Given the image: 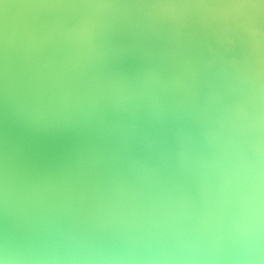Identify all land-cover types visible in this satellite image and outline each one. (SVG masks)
Returning <instances> with one entry per match:
<instances>
[{
    "label": "water",
    "instance_id": "95a60500",
    "mask_svg": "<svg viewBox=\"0 0 264 264\" xmlns=\"http://www.w3.org/2000/svg\"><path fill=\"white\" fill-rule=\"evenodd\" d=\"M174 1L0 0V264H220L228 255L212 214L231 210L241 228L235 201H249L256 181L218 197L234 169L214 160L234 150L207 133L239 99H210L213 80L195 97L189 86L222 76L232 59L215 61L225 51L210 46L216 33L186 30L194 17ZM203 1L215 16L196 27L234 23L214 21L237 0ZM237 77L226 80L230 92ZM240 249L232 264L244 262Z\"/></svg>",
    "mask_w": 264,
    "mask_h": 264
},
{
    "label": "bare ground",
    "instance_id": "6f19581e",
    "mask_svg": "<svg viewBox=\"0 0 264 264\" xmlns=\"http://www.w3.org/2000/svg\"><path fill=\"white\" fill-rule=\"evenodd\" d=\"M206 3L203 0L174 1L177 9H184L188 13V17H194L193 22L186 26V30L195 27L196 33L203 30H207L210 34L216 33L215 36L212 35L215 42L210 46L218 45L225 51L223 50L222 53L218 51L215 61L224 62L226 59H232V63H229L227 69L222 70V76L214 74L207 77L204 80L207 83L204 85L198 84V81H192V85L189 86V88L191 87L189 96L195 97L208 90L211 86L210 81L213 80L216 81L219 90L210 96V99L220 100V98L231 99L232 97H234V101L239 99L234 103V109L228 115H224L220 122L208 127L207 134L213 141L222 139L223 136L227 137L232 141L228 146L229 151L234 150L231 159L224 158L221 153L214 160L217 168L221 171L226 172L229 164L233 165L234 169L233 174L220 179L217 190L218 197L222 198L224 194H227L225 199L234 197L233 190L240 187L247 189L252 178L256 181L255 191L249 201L244 198L235 201L234 215H238L241 207H245L241 228L233 229L234 219L230 216L233 214L231 210L223 207L225 215L212 214L213 220L216 222H211L221 228L220 237L225 241L222 244L225 247L223 254H228L219 262L220 264L235 263L237 249L240 246L244 262L238 260V264H264V0H237L234 3V8L222 10L225 14L219 18L215 17L214 22L234 19V23L230 27H196L199 22L206 24L207 20H211L215 16H207L211 14L212 9L208 11L205 8ZM245 13L249 16L248 18L244 17L246 21L242 19ZM211 37H207V39ZM177 41L180 39H176ZM231 45L234 50H230ZM175 64L176 62L173 61L168 63L169 66ZM186 65L187 63L183 64L182 69ZM239 73L241 77H237L234 82V92H230L232 89L226 80ZM142 78L146 84L151 82L144 76ZM164 80L163 78L162 81H157L161 83V88L157 91L160 94H164L169 87ZM112 87L113 85L110 86V88ZM165 100L167 105L173 104L172 99L165 98ZM123 101L119 103H124ZM188 104L190 105L191 102ZM188 114H193V111L189 110ZM171 119H177V115H172ZM256 141L261 143L260 149H257V145L254 148L251 147ZM201 176L203 182H209V170H204Z\"/></svg>",
    "mask_w": 264,
    "mask_h": 264
}]
</instances>
